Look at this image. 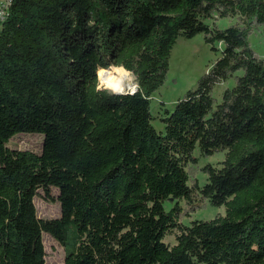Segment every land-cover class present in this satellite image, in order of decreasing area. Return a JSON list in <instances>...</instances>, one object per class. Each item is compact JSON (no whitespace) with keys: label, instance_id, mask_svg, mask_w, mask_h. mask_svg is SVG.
Masks as SVG:
<instances>
[{"label":"trees","instance_id":"obj_1","mask_svg":"<svg viewBox=\"0 0 264 264\" xmlns=\"http://www.w3.org/2000/svg\"><path fill=\"white\" fill-rule=\"evenodd\" d=\"M259 26L264 0H9L0 264H46L43 233L63 246V264H264V58L249 41ZM198 34L219 55L157 131L150 99L176 40ZM109 66L134 76V94L99 86ZM18 133L41 134V152L9 148ZM195 151L223 153L199 168L203 185L190 175ZM39 189L59 217L37 215ZM206 205L224 213L182 222Z\"/></svg>","mask_w":264,"mask_h":264},{"label":"rangeland","instance_id":"obj_2","mask_svg":"<svg viewBox=\"0 0 264 264\" xmlns=\"http://www.w3.org/2000/svg\"><path fill=\"white\" fill-rule=\"evenodd\" d=\"M230 23L226 19L217 21L220 27H225ZM249 41L257 55L264 58V27H256L250 35ZM218 46L220 48V45ZM218 55V52L211 51L209 46L204 43L202 34H198L191 39L179 37L176 40L171 50L169 70L166 79L150 99V110L153 117L152 125L157 131L162 132L164 130V124L161 122V119L166 114V111L171 110L177 99L182 97L187 90L196 87L199 77L210 68ZM101 73L102 70L98 78L99 86L112 91L110 86L103 81ZM129 74L128 77L125 74L124 85L126 88L123 92L131 91L136 86L134 76L130 72ZM232 84V80L217 84L212 92L215 99L220 101L223 90ZM42 145L43 136L38 133H18L7 142V146L11 149L29 150L34 153H40ZM195 155L198 158V163L190 170L191 179H197L199 184L203 185L206 181V174L201 172L199 168L206 163L217 166L223 159V153L202 157L198 151H195ZM57 193L58 191L55 187L50 188V194L52 196L55 197ZM173 203L174 201L172 199L168 200L165 203V207L168 209ZM34 204L37 209V215L41 218H57L60 216V205L58 201H52L42 189H39L38 195L34 197ZM223 213V207L218 208L206 205L204 209L197 210L189 217H183L182 222L188 225L194 219H210L217 214ZM42 239L46 251V264H63V246L48 233H43ZM164 240L170 245L175 242L173 234L166 235Z\"/></svg>","mask_w":264,"mask_h":264},{"label":"bare ground","instance_id":"obj_3","mask_svg":"<svg viewBox=\"0 0 264 264\" xmlns=\"http://www.w3.org/2000/svg\"><path fill=\"white\" fill-rule=\"evenodd\" d=\"M125 74L123 68L115 66H109L108 69L102 70L101 73L103 81L106 82L112 90L117 92H123L126 88L124 85Z\"/></svg>","mask_w":264,"mask_h":264},{"label":"built area","instance_id":"obj_4","mask_svg":"<svg viewBox=\"0 0 264 264\" xmlns=\"http://www.w3.org/2000/svg\"><path fill=\"white\" fill-rule=\"evenodd\" d=\"M8 2H9V0H0V23L5 18ZM133 89L135 90L136 86ZM133 89L129 92H133Z\"/></svg>","mask_w":264,"mask_h":264},{"label":"clouds","instance_id":"obj_5","mask_svg":"<svg viewBox=\"0 0 264 264\" xmlns=\"http://www.w3.org/2000/svg\"><path fill=\"white\" fill-rule=\"evenodd\" d=\"M97 90L99 91V89H97ZM134 91H135V90L133 89V92H132V93H128V94H134Z\"/></svg>","mask_w":264,"mask_h":264},{"label":"water","instance_id":"obj_6","mask_svg":"<svg viewBox=\"0 0 264 264\" xmlns=\"http://www.w3.org/2000/svg\"><path fill=\"white\" fill-rule=\"evenodd\" d=\"M113 92H115V93H123V92H117V91H114V90H112Z\"/></svg>","mask_w":264,"mask_h":264}]
</instances>
